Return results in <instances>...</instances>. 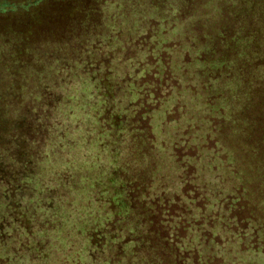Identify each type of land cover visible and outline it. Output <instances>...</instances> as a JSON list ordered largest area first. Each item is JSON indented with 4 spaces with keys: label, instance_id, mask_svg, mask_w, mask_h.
I'll use <instances>...</instances> for the list:
<instances>
[{
    "label": "trees",
    "instance_id": "16d2710c",
    "mask_svg": "<svg viewBox=\"0 0 264 264\" xmlns=\"http://www.w3.org/2000/svg\"><path fill=\"white\" fill-rule=\"evenodd\" d=\"M0 264H264V0H0Z\"/></svg>",
    "mask_w": 264,
    "mask_h": 264
}]
</instances>
